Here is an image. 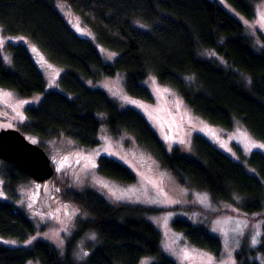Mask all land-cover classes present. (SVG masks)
I'll return each mask as SVG.
<instances>
[{"label":"trees","instance_id":"trees-1","mask_svg":"<svg viewBox=\"0 0 264 264\" xmlns=\"http://www.w3.org/2000/svg\"><path fill=\"white\" fill-rule=\"evenodd\" d=\"M56 1L65 2L82 19L97 45L71 28ZM224 1L249 21L255 18L254 4L260 0ZM0 28L5 35L30 40L51 64L64 69L58 81L62 91H46L47 80L26 45L6 44L11 67L0 52V88L22 97L43 93L37 105L25 109L26 120L19 131L26 138L63 136L80 147L94 148L104 124L114 137L132 136L181 185L205 191L214 202L229 204L246 215L264 211L262 153L254 151L247 158V166L255 171L252 174L199 133L192 137L190 153L179 146L168 148L139 112L120 109L105 91L86 84L122 73L127 94L151 103L152 95L143 83L152 74L210 126L232 130L240 123L264 142V50L217 0H0ZM102 49L117 54L113 62L104 60ZM203 50L214 51L223 62L202 56ZM97 171L122 183L136 179L132 170L106 156L99 157ZM2 176L12 198L18 185L29 179L6 162ZM62 195L88 216L78 223L65 252L41 240L23 247L0 245V264L31 260L39 264H139L146 257L155 259L152 264H176L161 250L159 230L145 218L152 210L115 207L96 188L68 189ZM172 226L191 245L216 256L221 253V242L205 227L184 220H175ZM34 230L22 212L0 201L1 237L24 240ZM87 230L95 232L97 245L77 263L74 247ZM246 243L236 253L238 263L258 264L250 256L259 253L264 258V223L256 250L248 249Z\"/></svg>","mask_w":264,"mask_h":264},{"label":"rangeland","instance_id":"rangeland-1","mask_svg":"<svg viewBox=\"0 0 264 264\" xmlns=\"http://www.w3.org/2000/svg\"><path fill=\"white\" fill-rule=\"evenodd\" d=\"M217 2L245 25L256 46L264 50V0L254 4L255 18L249 21L224 0ZM55 4L77 34L97 45L94 34L65 2L56 1ZM10 42L23 43L28 47L33 61L47 80L46 91H62L58 81L64 69L51 64L30 40L21 36L5 35L0 28V52L7 67L12 66L10 53L5 48ZM203 52L202 56L223 62L214 51ZM116 55L102 49V56L109 63L113 62ZM86 84L105 91L120 109L131 108L139 112L168 148L179 146L184 152L190 153L192 137L199 133L216 144L232 160L244 164L252 174L255 171L247 166V158L254 151L264 155V142L256 140L240 123H236L232 130L210 126L186 107L176 91L161 85L152 74L143 83L152 95L151 103L131 98L127 94L122 73L110 78L104 77L94 83L88 81ZM42 96L43 93H35L22 97L14 91L0 88V131L19 130V126L26 120L25 109L37 105ZM98 138L100 143L97 147L83 148L63 136L50 140L27 136L32 143L43 145L42 149L48 155L55 174L44 182L29 178L18 185L13 198L5 189L2 176L4 162L0 160V201L11 203L35 228L34 234L24 240L0 236V245L23 247L41 240L53 245L61 254L64 253L68 239L78 228V223L87 220L88 216L78 204L66 200L62 194L68 189L80 192L96 188L115 207L132 205L152 210L145 218L159 230L161 250L176 264H239L236 253L242 249L245 240L248 249L256 250L261 241L264 211L246 215L229 204L214 202L205 191L181 185L171 172L162 169L127 133L114 137L102 124ZM101 156L128 167L135 173V181L122 183L100 175L97 163ZM213 215L215 216L211 217ZM175 220L205 227L221 242V253L216 256L191 245L181 231L173 228L172 222ZM253 238L257 240L254 245ZM96 245L95 232L85 231L74 247L75 262L84 261ZM250 258L258 264H264V258L259 253ZM154 261V258L146 257L139 264H152ZM27 264L39 262L31 260Z\"/></svg>","mask_w":264,"mask_h":264},{"label":"water","instance_id":"water-1","mask_svg":"<svg viewBox=\"0 0 264 264\" xmlns=\"http://www.w3.org/2000/svg\"><path fill=\"white\" fill-rule=\"evenodd\" d=\"M0 160L16 166L36 182L50 180L55 174L46 152L17 129L0 131Z\"/></svg>","mask_w":264,"mask_h":264},{"label":"snow or ice","instance_id":"snow-or-ice-1","mask_svg":"<svg viewBox=\"0 0 264 264\" xmlns=\"http://www.w3.org/2000/svg\"><path fill=\"white\" fill-rule=\"evenodd\" d=\"M34 142H35V141H34ZM93 239H94V237H93ZM256 242H257L256 238H253V240H252L253 245H254ZM85 255H86V254H85Z\"/></svg>","mask_w":264,"mask_h":264}]
</instances>
